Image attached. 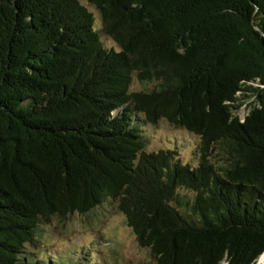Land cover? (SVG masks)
<instances>
[{"label": "trees", "instance_id": "obj_1", "mask_svg": "<svg viewBox=\"0 0 264 264\" xmlns=\"http://www.w3.org/2000/svg\"><path fill=\"white\" fill-rule=\"evenodd\" d=\"M83 1L0 0V264H100L40 234L106 199L155 264H254L264 0ZM160 120L194 159L147 149Z\"/></svg>", "mask_w": 264, "mask_h": 264}, {"label": "rangeland", "instance_id": "obj_2", "mask_svg": "<svg viewBox=\"0 0 264 264\" xmlns=\"http://www.w3.org/2000/svg\"><path fill=\"white\" fill-rule=\"evenodd\" d=\"M83 2L99 21L96 9L85 0ZM103 41L108 44L104 36ZM99 43L101 44L100 39ZM131 86L133 90H144V85L137 81H133ZM246 109H241V117ZM144 131L148 135V150L169 146L173 141L183 162L194 159L193 148L190 146L192 137L182 129L160 120L153 126H146ZM40 235V239L45 243L43 247H46L44 252L48 251V247L53 253L63 254L75 250L77 245H82V248L73 251L77 260L89 256L95 261V254L86 250V246L90 244L97 252L100 264H155L149 250L138 245L114 200L106 199L87 214L73 213L67 218L54 216L42 223ZM254 264H264V253Z\"/></svg>", "mask_w": 264, "mask_h": 264}]
</instances>
